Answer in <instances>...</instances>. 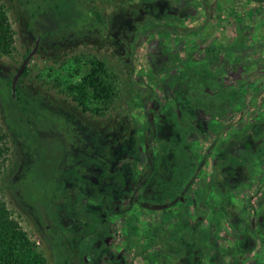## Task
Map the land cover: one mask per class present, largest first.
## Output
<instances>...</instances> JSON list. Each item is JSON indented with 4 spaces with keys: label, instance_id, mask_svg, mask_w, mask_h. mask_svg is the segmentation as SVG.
I'll return each instance as SVG.
<instances>
[{
    "label": "rangeland",
    "instance_id": "1",
    "mask_svg": "<svg viewBox=\"0 0 264 264\" xmlns=\"http://www.w3.org/2000/svg\"><path fill=\"white\" fill-rule=\"evenodd\" d=\"M70 1L73 0H0L14 30L12 53L0 55V126L7 132L10 146L0 171V199L6 203L35 246L45 254L48 264H54L55 253L44 234L37 210L30 204V191L39 187L37 185L36 189L31 182L28 184L30 175L27 174L34 160L24 149L23 138L9 124L4 103L9 95L8 81L33 48L36 39L37 50L26 65L27 73L20 75L16 86L19 85L23 93L29 92L34 101L51 110L70 107L73 103L56 87L55 77L58 72L67 76L75 55L81 59L97 57L106 63L109 71L115 73L119 93L104 120L110 130H114L106 134V143L110 148L124 146L126 139L120 140L121 135L131 144L128 149L130 152L118 157L119 165L132 167L136 164L137 169L142 168L145 157L139 139L145 120L156 124L166 122L169 129H177L175 132L178 137L184 135L170 117V110L174 108L178 115L182 118L187 116L186 119L197 124L199 130L202 129L203 133L187 134L184 138L186 149L195 151L199 164L188 196H192L194 190L206 181L211 170L216 155V132L219 130L226 136L231 130L240 131L248 122L264 116L262 1L172 0L173 7L170 8V0H74L77 11H97L106 24L100 27L92 21L86 22L89 20L88 15L82 17L84 20L80 18L81 15H77L76 24L61 26L38 36L37 31L44 16L40 14L45 12L53 16L58 11L69 12ZM159 6L162 10H158ZM182 8L181 12H176ZM68 12L67 16L70 17ZM166 13H171L173 17H165ZM175 15H178L177 19ZM68 17L65 18L67 24L71 20ZM153 24L161 27L151 29ZM166 24L176 26L178 32L169 27H166L167 31L172 32L161 31ZM189 29H197L198 32L193 34ZM236 42H243V48L231 49L234 44H238ZM210 45L218 46H214L216 57L210 60L209 67L220 71L224 90H237L235 100L226 106L221 116L214 115L202 106L191 107L190 91L180 81L172 85L168 82V77L179 74L184 64H194L204 59L205 50ZM172 54L177 56L179 65L171 67L167 76L156 73L153 55L168 61ZM169 66H173V61ZM191 78H185V81H192ZM205 91L211 93L210 88ZM195 94L200 96L198 90ZM145 98L147 112L139 104ZM182 118L179 121L184 125ZM87 120L96 122L95 118L87 117ZM208 123H214V127L209 129ZM135 152L140 157L137 162L131 155ZM31 176L34 178V171ZM251 177L249 184L235 189L230 202L226 201L225 194L216 197L218 204L228 209V221L220 220L219 226L215 227L212 213L207 209L197 216L199 224L208 227L210 237L205 242L207 245L196 244L186 234L184 239L191 244L184 247L183 254H170L156 264H264V230L261 229L264 225V157L252 170ZM127 201L128 196L123 194L116 204H125ZM56 202L64 204L62 199ZM190 202L195 204L192 199ZM153 203L149 202V206H153ZM65 209L66 206L57 212L63 215L64 228L59 230L58 223L54 225L56 230L54 227L51 230L63 235L61 242L69 264H80L83 251L78 248L71 251L70 238H67V225L75 228L76 224L65 216ZM90 210L100 217L104 230L101 241L92 248L97 252L90 264H149L139 253L141 247L128 239L124 221L119 214L105 212L99 205H91ZM129 211L136 217V224L158 227L156 234H160L163 239L159 240L158 247L172 253L171 250L177 247L168 230L172 224L162 222L163 213L160 210L147 211L135 204ZM85 223H88V219ZM85 223L83 220L82 226L86 231L89 226ZM158 260H161V256Z\"/></svg>",
    "mask_w": 264,
    "mask_h": 264
},
{
    "label": "trees",
    "instance_id": "2",
    "mask_svg": "<svg viewBox=\"0 0 264 264\" xmlns=\"http://www.w3.org/2000/svg\"><path fill=\"white\" fill-rule=\"evenodd\" d=\"M258 1L264 3V0ZM70 2L69 12L67 11L71 17L70 23L65 22V18L68 17L66 11H58L53 13V16L42 12L40 15H44L43 22L37 31L38 36L61 26L76 24L77 15H81V19L88 15L89 20L86 22L92 21L100 27L106 24L97 11L89 9L86 13L77 11L74 0ZM170 3L172 8L173 1L170 0ZM158 10H162V7L159 6ZM182 10L183 8L176 12ZM63 15L66 17H62ZM165 17L171 19L173 16L166 13ZM174 18L177 19L178 15ZM48 22L51 24L47 25ZM157 27L161 26L153 24L151 29L156 30ZM166 27L178 32L176 26L170 27L167 24L163 25L161 31H167ZM189 31L193 34L198 32L197 29ZM236 43L238 44H234L231 49L243 48V42ZM214 46L218 45L206 48L204 59L194 64H184V69H181L179 74L168 77L170 78L168 82L172 85L180 81V84L190 91L191 107L202 106L214 115L221 116L226 106H230L235 100L237 90H224L220 71L209 67L210 60L216 57ZM13 49L14 30L5 6L0 3V55H10ZM172 61L173 66H169ZM178 63L177 56L173 54L168 61L153 55L154 70L158 74L163 73L167 76V71L179 65ZM72 64L67 76L58 72V76L55 77L56 87L73 102L70 107L51 110L34 101L29 92L23 93L19 85L12 94L11 80L8 81L9 95L4 102L9 124L23 138L24 149L34 160L27 174L31 179H28V184L31 182L36 189L37 185L39 187L30 191V204L37 210L44 234L55 253L54 264H69L68 255L65 254L61 242L63 235L55 234L51 230L58 223L59 230L64 228L63 215L57 213L64 206L65 216L77 226L74 228L67 225L69 227L67 238H70L71 251H76L77 248L83 251L80 264H90L97 252L92 248L104 236L100 217L90 210L91 205H99L105 212L119 214L122 217L128 239L141 247L139 253L149 264L161 262L170 254L176 256L183 254L184 247L191 244L184 239L186 234L196 244L207 245L205 242L210 237L208 227L201 226L196 218L207 209L212 213L215 227L219 226L220 220L228 221L230 218L228 209L221 207L216 197L225 194L226 201L230 202V197L237 187L251 182L252 170L264 157V116L248 122L240 131L231 130L226 136L218 132L219 130L216 132L214 139L216 155L211 170L206 181L194 190L192 196H188L191 181L198 174L199 164L195 151L186 149L184 138L187 134L200 131L203 133L202 129L199 130L197 124L186 119L187 116L182 118L174 108L170 110V117L176 123V128L183 130L185 136L178 137L175 132L177 129H169L166 122L156 124L145 120L141 126L142 133L139 139L145 157L142 168L137 169L136 164L132 167L119 165L118 157L130 152L128 149L131 148V144L121 135L120 140L126 139L124 146L110 148L106 143V134L110 131L113 133L114 130H110L104 120L109 110L113 108L112 103L119 93L115 84V73L109 71L106 63L97 57L81 59L75 55ZM27 71L25 66L21 75H25ZM191 76L192 81H185V78L189 79ZM206 88H210L211 93H207ZM197 90L200 96L195 94ZM145 100L146 98L139 104L147 112ZM87 117L95 118L96 122L92 123ZM180 118L184 119V125L180 124ZM213 127L214 123H208L209 129ZM9 151L7 132L0 126V171L4 167ZM135 153L131 155L137 162L140 157ZM33 171L34 178L31 176ZM123 194L128 196V201L117 205ZM58 199H62L65 205L56 202ZM191 199L195 204L190 202ZM152 201L154 203L150 207L149 202ZM135 204L147 211L160 210L163 213L162 222L172 224V228L166 227L177 245L171 250L172 253L158 247L159 240H163L160 234H156L158 227L136 224V217L129 211ZM54 206H57V209H54ZM86 219L88 223H85ZM83 220L89 226L86 231L82 226ZM261 229L264 230V225ZM262 237L264 241V236ZM159 256L161 260H158ZM0 264H48L45 254L35 246L2 199H0Z\"/></svg>",
    "mask_w": 264,
    "mask_h": 264
},
{
    "label": "water",
    "instance_id": "3",
    "mask_svg": "<svg viewBox=\"0 0 264 264\" xmlns=\"http://www.w3.org/2000/svg\"><path fill=\"white\" fill-rule=\"evenodd\" d=\"M37 44H38V39H36L34 47L28 52V54L25 56L24 60L22 61V63L18 67L17 71L14 73V75L11 79V82H10L12 94L15 93L17 81H18L24 67L28 64V62L30 61V59L32 58L34 53L36 52Z\"/></svg>",
    "mask_w": 264,
    "mask_h": 264
},
{
    "label": "flooded vegetation",
    "instance_id": "4",
    "mask_svg": "<svg viewBox=\"0 0 264 264\" xmlns=\"http://www.w3.org/2000/svg\"><path fill=\"white\" fill-rule=\"evenodd\" d=\"M35 41H36V40H35ZM34 44H35V42H34ZM33 47H34V46H33ZM28 52H29V51H28ZM27 54H28V53H27ZM27 54H26V55H27ZM12 77H13V76H12Z\"/></svg>",
    "mask_w": 264,
    "mask_h": 264
}]
</instances>
